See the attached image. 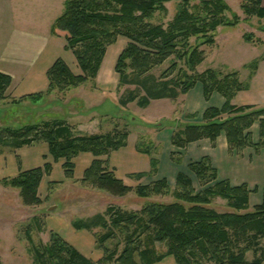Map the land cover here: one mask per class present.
<instances>
[{
	"label": "trees",
	"instance_id": "trees-1",
	"mask_svg": "<svg viewBox=\"0 0 264 264\" xmlns=\"http://www.w3.org/2000/svg\"><path fill=\"white\" fill-rule=\"evenodd\" d=\"M168 2H177L179 6L172 20L167 26L152 23L150 19L156 12L167 10ZM241 8L246 16L264 21L262 0H241ZM228 10L225 0H66L64 12L51 26V33L65 38L66 48L75 56L81 73L74 74L65 61L58 58L47 72L48 92L64 91L86 81L95 86L108 47L119 37H125L128 43L114 67L119 76L118 90L125 85H134L135 89L120 98V105L137 100L140 107H147L152 100H175L200 83L206 101L218 92L225 102L220 108L208 106L201 115V123L180 125L171 135V144L186 149L190 143L208 139L214 146L224 135L230 154L240 155L249 147L256 153L264 151V106L233 105L235 94L247 88L239 73H222L212 68L197 72L205 52L199 46L188 45L192 37L202 38V44L212 45L219 26H235L238 18L227 20L225 12ZM243 38L247 42L254 39L251 33ZM186 46L189 48L185 49ZM173 56L185 59L188 64L191 74H185V80L172 76L173 72L181 70L177 61L160 76L153 73ZM256 66L257 60L245 67L255 69ZM11 82L9 74L0 72V101L7 98ZM42 96L38 93L12 101ZM192 117L197 118V115ZM256 123L258 141L253 140L251 131ZM128 137V131L117 128L108 133H86L65 120L51 119L0 129V152L45 142L53 161L63 160L67 179L74 177V159L82 152H89L94 159L80 181L122 197L131 192L132 187L116 176L108 158L113 151L127 145ZM171 158H174L173 153ZM158 163L151 157L150 173H132L128 177L140 180L155 174ZM188 167L204 185L202 191H196L192 180L179 172L172 201H149L137 211L109 206L106 213L109 219L97 215L89 220L74 221L73 226L79 230L102 227L103 233L95 232L96 245L104 253L101 259L88 258L51 230L43 248L34 246L37 261L40 264H154L170 255L178 264H263L264 187L261 202L251 206L250 194L257 188L250 189L245 182L233 185L228 179H220L208 156L191 161ZM51 171V162H45L40 167L20 170L16 176L4 177L1 183L19 189L24 205L38 206L42 204L39 187ZM170 190L165 177L136 187L141 198L164 195ZM218 197L226 201L228 210L212 207L213 199ZM119 235L124 241L121 251ZM108 241H114L113 248L105 246ZM158 244H164L166 249L159 251ZM250 251L256 255L248 261L246 255Z\"/></svg>",
	"mask_w": 264,
	"mask_h": 264
},
{
	"label": "rangeland",
	"instance_id": "rangeland-1",
	"mask_svg": "<svg viewBox=\"0 0 264 264\" xmlns=\"http://www.w3.org/2000/svg\"><path fill=\"white\" fill-rule=\"evenodd\" d=\"M225 2L229 6V10L225 12L227 20L234 21L235 17H237L238 23L235 26H219L215 32V42L212 45L202 44L203 39L198 37H192L188 45L191 46V48L199 46L200 49H203L205 52L203 62L196 68L197 72H203L210 68L219 70L222 73L237 71L241 81L246 84L249 70L245 68V65L255 61L262 56V54L264 55V30H262L264 21L256 16H246L241 8V0H225ZM165 5L167 10L165 12H156L150 19L152 23H162L167 26L168 22L172 20L174 14L178 10V3L168 2ZM248 33L253 35V42L244 40L243 36ZM256 41H261V43H254ZM127 43L128 40L125 37H121L118 39L116 46L118 45L124 48ZM189 46L184 48L187 49ZM110 53L111 51L108 53L109 61L104 66L108 75L111 76L109 77L111 79L109 86H105L102 82H98L96 87L88 83L86 85L83 84V88L78 91L75 89L77 92L74 94H66L65 96H63L64 94H59V96H57L58 98L51 94L48 97L27 98L16 103L11 100L4 101L0 103V129L5 127H18L43 120H51L49 118V116H53L51 110H73L75 115H77V112L82 111L84 113L80 116L77 115V119L84 123V128L87 131L91 133H108L116 128L119 131H128L129 134H131L130 148L135 146L137 141L136 137H138V151L142 150L149 154H157L154 158L157 160L161 158L163 162V155L168 156L170 153V148H167L168 146L170 147L171 144H169V140H171L169 139V133H171V131L173 133L180 125L185 123H201L202 118L201 116L197 118L191 117L187 114L189 113V108L182 106L183 97L186 100L188 95L186 97H181L182 95H180L175 100L168 98L152 100L150 102L151 105H148L149 107H140L137 100L129 102L126 106L120 105V98L126 95L128 91L135 89V86L125 85L120 91L116 89L119 76L114 70L116 58L110 60ZM173 61H177L178 67H181V70H176L173 72L172 76L185 80V74L190 75L191 71L185 59H178V56L169 58L163 65L156 67L153 73L157 77L160 76L165 69L171 66ZM76 67L79 69L77 65ZM78 71L80 74V70ZM193 91L195 90L192 88V92ZM143 94V92H140V95ZM111 97L114 104H112L109 99ZM179 98V103L175 105V102ZM116 102L117 104H115ZM186 103L187 102H184V105ZM74 109H76L77 112H75ZM60 117L63 118L61 120H65L66 113L62 114ZM257 127L258 124L256 123L254 132L257 131ZM252 129L253 127L251 128L253 133ZM35 144L41 146L40 142ZM250 152H254V150H250ZM172 153L174 154L172 161L177 165L173 173L174 175H172L173 178L170 179L171 177H168V183L171 187L170 192L160 196H150L149 198L139 197L136 193V187L140 184H149L154 181L153 179L155 178L152 176H147L140 180L126 178L125 181L132 187V191L125 196L116 197L90 184H83L80 180H67L64 178L63 182L56 183L54 180L59 178L62 179L64 175V170L60 171L59 168H56L53 172L51 171V177H45L42 180L41 187H39V195L42 204L38 206H26L22 202L19 189L5 186L1 183V178V263L40 264L36 259L34 246L43 248L50 239L51 230L59 233L88 258L94 261L101 259L104 253L103 250L96 245L95 232L96 234L103 233L104 230L102 227L96 226L93 230H79L73 226L74 221L82 219L89 220L97 215H105V217L109 219L108 215H106L109 206H114L123 211H137L149 201H172L175 199L173 197V190L176 182L175 175L179 172L184 173L192 180L196 191L199 192L204 189V185L188 167V164L193 161L190 159L189 155H183V149L177 147L171 150V154ZM122 156L123 154L120 152L115 154L114 160H117V165L122 162ZM232 157L237 156L232 155ZM102 158L106 159V156ZM8 162L10 164V158H8ZM60 169L62 170V168ZM119 169H122L120 165ZM82 172V165L78 161L75 175L80 176ZM163 177L164 176L157 179ZM258 184L259 193L261 195L264 185L261 183ZM255 187L257 188V185L249 188L253 189ZM253 197L250 203L251 206H253L254 199L258 197V195L254 194ZM212 207L220 211L229 209L226 205V201L219 197L213 199ZM118 240L120 243L118 249L121 251L124 245L123 236L119 235ZM114 244V241H108L105 246L111 249L114 247ZM261 245H264V239L261 241ZM158 249L159 251H163L166 249V246L164 244H158ZM255 255L254 251H250L247 253L246 258L248 261H251L254 259ZM106 264L116 263L110 262Z\"/></svg>",
	"mask_w": 264,
	"mask_h": 264
},
{
	"label": "crops",
	"instance_id": "crops-1",
	"mask_svg": "<svg viewBox=\"0 0 264 264\" xmlns=\"http://www.w3.org/2000/svg\"><path fill=\"white\" fill-rule=\"evenodd\" d=\"M65 2L66 0H0V72L9 74L12 77L11 85L6 92L7 98L0 101V103L38 93L43 95L41 98H44V96L48 97L51 94L56 97L59 96V94H64L63 96L66 94L72 95L79 89H82L84 86L83 84H93L91 81H86L79 86L70 87L64 91L56 90L50 93L48 92L50 83L47 72L58 58L63 59L74 74H79L78 70H80L75 56L66 48L67 43L65 38L51 33V26L64 12ZM262 3L264 5V0H262ZM118 39L107 49L101 69L95 80V87L98 85V82L104 83L105 86H109L110 84L111 79L109 77L111 76L108 75L104 66L109 61V51H111L110 60L116 58L117 61L118 55L124 49L117 45L118 48L116 50ZM256 60L257 66L255 69L245 67L249 70L247 75L248 81L246 84L244 83L247 88L235 94L232 99L233 105L264 106V55L262 54V56ZM76 65L79 69H77ZM116 89H118V85ZM193 89L195 91L192 92L191 89L181 96L186 97L188 95L186 100L183 97L182 106L189 108V113L187 114L191 117L193 115H197V117L201 116L208 106L220 108L225 102L224 97L218 92H214L210 100L206 101L200 83H197ZM180 98L176 102H172H175L176 105L179 103ZM109 99L112 104H114L112 97ZM184 102L187 103L184 105ZM115 104H117V102ZM150 105L151 103L149 106ZM66 111V109L61 111L51 110L53 116H49V118L63 119L60 116L66 113V122L74 125L76 130L91 133L84 128V123L77 119V117L84 112H77L76 109H74V111L77 112V116L74 114L73 110ZM254 127L255 125L253 126L252 134L253 140L256 141L258 140V127L256 132H254ZM171 134L172 131L169 133V139H171ZM130 138L131 134H129L127 145L113 151L108 158L110 168L113 169L118 178L124 181L126 178L131 179L128 175L132 173H150L151 157L157 156V154H149L142 150L138 151V137H136L137 141L135 146L130 148ZM170 141L171 140H169V144L171 143ZM40 144L41 146L35 144L30 147L23 146L15 151L6 150L0 152V179L16 176L20 170H29L43 166L45 162H51L52 172L56 168L63 171V160L58 162L53 161L49 154L47 143L40 142ZM167 148H170V153L168 156L163 155V162L161 158H158L157 173L150 175L155 179L162 176L167 179L169 176L171 177L170 179L173 178L172 175H174L173 173L175 172L177 164L172 161L171 150L175 147L170 144V147L168 146ZM250 150L254 149L250 147L246 148L240 155L230 154L227 149L226 138L224 135H221L214 146L208 139L190 143L186 149H183V155L188 154L193 161L199 160L203 156H208L212 164L216 167L219 178H226L232 184H241L245 182L249 187L257 185V190L250 194V203L252 198H254V194L258 195V197L254 199L253 205H255L260 203L262 199V191L260 195L258 183L264 185V151L258 154L255 150L254 152H250ZM119 152L122 153L123 156L121 158L122 162L117 165L118 162L114 160V156ZM232 155L237 157H232ZM8 158L11 159L10 164ZM93 159L94 156L89 152H82L74 159L75 169L79 161L82 165L83 172L80 176H76L74 170L73 180H81L85 169L91 164ZM119 165L122 169H119ZM60 168H62V170ZM175 176H177V173ZM45 177H51V174ZM64 178L67 179L65 173L62 179L59 178L54 181L63 182ZM154 264L178 263L173 256L169 255Z\"/></svg>",
	"mask_w": 264,
	"mask_h": 264
}]
</instances>
